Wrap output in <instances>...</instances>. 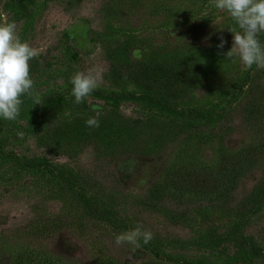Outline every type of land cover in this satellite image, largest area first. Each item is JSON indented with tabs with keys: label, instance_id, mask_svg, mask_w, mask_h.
Here are the masks:
<instances>
[{
	"label": "rangeland",
	"instance_id": "obj_1",
	"mask_svg": "<svg viewBox=\"0 0 264 264\" xmlns=\"http://www.w3.org/2000/svg\"><path fill=\"white\" fill-rule=\"evenodd\" d=\"M2 17L15 22L20 39L39 55L29 61L32 95L21 97L15 120L0 117V264H243L230 256L231 244L224 250L205 241L206 226L217 232L229 225L218 211L207 219L188 211L183 224L170 219L166 207L154 211L139 202L168 169L172 179L187 170L190 179L204 182L200 204L214 203L219 211L250 206L253 195L256 204L240 228L264 246V69L225 57L233 44L229 28L239 30L226 11L213 0H0ZM221 36L226 43L218 49ZM258 38L264 43V33ZM112 48L124 53L108 59ZM148 57L181 73L184 88L173 97L180 107L211 116L168 117L149 100L94 92L75 102L70 81L77 72L97 76L104 94L135 92L131 82L108 80V70L118 59ZM37 95L41 103L35 104ZM153 114L183 120L189 129L156 127ZM91 117L99 127L87 126ZM86 129L91 139L80 136ZM176 154L191 159L182 171L167 167ZM45 163L51 168L41 172ZM58 175L75 179L77 189L83 185L119 217L96 221L81 217L71 201L62 205L70 193L59 190ZM213 190L225 198L215 200ZM55 218L58 227L36 231ZM137 226L153 233L148 244L141 240L133 250L115 243L116 235Z\"/></svg>",
	"mask_w": 264,
	"mask_h": 264
},
{
	"label": "trees",
	"instance_id": "obj_2",
	"mask_svg": "<svg viewBox=\"0 0 264 264\" xmlns=\"http://www.w3.org/2000/svg\"><path fill=\"white\" fill-rule=\"evenodd\" d=\"M107 53L108 59L115 60L117 57L122 55L124 51L122 50V48H120L119 52L116 51V48H112L108 49ZM253 68L254 65L249 70H252ZM107 74H109L110 76L109 77L107 75L108 80L110 79L112 83H118L119 85L121 81L131 82V84L135 88V92L118 91L108 92L107 94H104L103 91L95 89L93 91L94 93H97L98 95L136 97L143 100H149L153 102V105H155L159 110L168 112V117L169 115H172L171 113H182L184 114V116H181L183 118L186 117L185 115H188L190 117L211 116L210 112H202L198 110V108L195 109L180 107L175 102L173 97L175 95H178L182 88H184V86L182 85V82L184 81L183 77L176 68H170L160 61L153 60L150 57L142 61L118 59L115 62L112 61V66L108 70ZM249 76H251V72L248 71L245 77ZM242 86L243 81L237 87L238 91L241 90ZM215 113L218 115L217 112ZM168 117L163 118L162 115L156 116L155 114H153L151 120L156 127L172 126L176 127L177 130H182L183 132L184 130L189 129V125L185 121H176L173 119L169 120ZM173 118L176 119V117L174 116ZM90 131L91 129L81 130L80 136L83 138L91 139L93 135ZM115 136H118V134H116ZM126 141L128 140L126 139ZM120 142H122V138H117V140L115 141L116 144ZM128 142L131 143V141ZM48 146L50 147L48 148L50 150L56 149L59 151V148H56L53 145L51 146L50 144H48ZM174 157H176V159H174L167 166L168 168H178L182 171L184 169L182 168L184 167L183 165H186L189 161H191L190 157L185 158L180 154H176ZM167 167L165 170H167ZM49 168H51V166L45 163L41 168V172H44L45 169ZM168 170L162 173L161 177L153 180L147 190L138 199L141 204L144 205L145 203V207L154 211H165V209L167 208V214L169 215V218L181 220L183 224L187 221L188 211L193 210L195 212H198L202 219H207L205 215L206 213L209 214L211 210H215V212L218 211L219 220H221L222 218H227L226 221L229 223V225L221 231L217 232L213 230V227L206 226L204 229L206 243L214 247H220L224 250L226 249V246L228 244H231L232 252L230 256L233 255L238 257H235L236 260L240 261L243 264H264V246H260L259 244L262 238H260V240L259 237L253 238L249 235H243L242 229L240 228V223L247 221L243 218H245V216L250 212L252 205L255 206L256 204L253 195L248 196L249 202L251 199L250 203L255 202L250 206H248L247 203H243L242 207H236L237 209L235 210L226 208L225 210L223 209L224 211H219L216 210V208L220 209V206L218 208V206L214 203H207L204 205L200 204L202 199L206 198V196H202L203 193L198 191L204 188V182L198 183L199 181H193V179H190L189 175H191V173H187V170L183 171L185 172V174L180 173L176 178L172 179L170 178L172 176L169 175ZM57 178L60 185L59 190H65L70 193L68 194L69 196H66L68 197V201H66V199L62 200V205L64 204L65 207L67 202L71 201L76 205V207H79L78 211H80L81 217L84 215L88 217L91 216L93 220L101 222H111L116 219L115 216L119 217V215H113L112 212H108L107 210L103 209L102 204L98 205V199H96V197L93 195L85 193L83 185L78 186L77 189L76 184L74 183V181H76L75 179L69 180L65 177H60L59 175L57 176ZM191 178H193V176H191ZM262 187L263 189H260L261 194L264 192V184H262ZM256 191L257 190L255 188L253 194L255 193L256 195ZM222 192L224 193V188ZM208 193H211V195L213 194L212 197H214V199L218 197H222L223 199L225 198L222 195L217 196L214 193V190ZM186 194L190 195L189 198L186 197ZM174 196V201L169 200ZM58 198H60V196ZM190 200H192L193 203L198 204H191ZM66 211L69 212L68 210ZM78 220H80V218ZM45 221L47 222L46 224L50 223L51 225L44 226V224H42L41 226H36L35 229L37 232H42L50 226L58 227L59 222H57L58 220L56 218L50 220L45 219ZM12 264H15V261L14 263L12 261Z\"/></svg>",
	"mask_w": 264,
	"mask_h": 264
},
{
	"label": "clouds",
	"instance_id": "obj_3",
	"mask_svg": "<svg viewBox=\"0 0 264 264\" xmlns=\"http://www.w3.org/2000/svg\"><path fill=\"white\" fill-rule=\"evenodd\" d=\"M213 4L216 9L226 11L239 28H229L233 33V44L224 53L225 57L229 60L239 57L245 69L253 65L264 69V43L258 38L260 33H264V0H213ZM0 19V117L15 120L23 103L21 97L33 93L34 81L30 76L29 61L39 55V50L20 39L15 22H8L6 17ZM219 39L217 48L223 49L226 40L223 36ZM70 82L77 104L83 103L99 87L97 76L91 72H77ZM34 103H41L38 95L34 97ZM86 124L99 127V120L91 117ZM152 239L150 230L137 226L116 235L115 243L118 246L127 243L136 250L140 248L141 240L148 244Z\"/></svg>",
	"mask_w": 264,
	"mask_h": 264
}]
</instances>
